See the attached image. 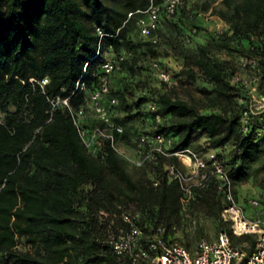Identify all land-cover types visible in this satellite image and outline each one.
<instances>
[{
    "label": "trees",
    "instance_id": "1",
    "mask_svg": "<svg viewBox=\"0 0 264 264\" xmlns=\"http://www.w3.org/2000/svg\"><path fill=\"white\" fill-rule=\"evenodd\" d=\"M116 1L0 0V264H131L128 255L116 254L105 241L109 229H129L123 211L137 213L134 221L144 244L154 239L159 226L166 229L165 239L173 226L187 219L176 181L161 176L157 186L150 185L144 167L130 166L107 143L103 157L91 155L62 100L68 98L78 107L97 88L103 75L100 55L94 57L97 50L109 49L117 56L146 46L154 52L161 42L162 21L173 25L174 38L186 34L183 18L190 17V27H197L194 19L213 0L190 13L186 0L172 14L161 10L155 42L130 37L133 28L139 33L142 14L136 11L144 10L150 0ZM219 1L211 11L227 29L183 51L187 76L202 78L205 104L199 106L194 98L172 90L158 92L154 100L162 120L155 130L172 137L171 151L200 150L197 141L203 138L217 151L237 197L239 183L264 171V132L257 135L262 126L254 115L242 130L247 103L237 98L247 100L249 95L241 83L231 81L233 64L221 52L256 59L255 65L247 64L253 76L257 69L264 71V0ZM92 21L106 32L118 29L117 35L99 38L90 30ZM170 44L176 45L172 40ZM135 61V56H123L120 69L110 75V81L120 80L109 84V96L119 98L111 118L125 126L119 137L130 146L133 116L139 114L144 121L147 116L146 123L153 125L146 111L132 112L147 99L135 98L126 81ZM77 81L83 82V89L76 87ZM257 89L264 95L260 79ZM118 111L125 114L117 117ZM164 160L178 163L174 156ZM149 170L156 176L160 171L157 165ZM223 207L222 193L212 179L206 187L193 189L187 211L214 219L233 245L247 241L243 249L250 252L254 234H234L221 218Z\"/></svg>",
    "mask_w": 264,
    "mask_h": 264
},
{
    "label": "built area",
    "instance_id": "2",
    "mask_svg": "<svg viewBox=\"0 0 264 264\" xmlns=\"http://www.w3.org/2000/svg\"><path fill=\"white\" fill-rule=\"evenodd\" d=\"M181 4L182 0H161L160 3L150 0L144 10L136 11L142 14L139 19L140 35L155 42V31L159 26L160 11L172 14ZM131 13L128 11V16ZM90 30H93L99 38L116 36L118 33V29L115 33L106 32L101 24L95 21L91 22ZM99 55V65L103 75L97 88L85 98V103L73 107L69 104L68 98L62 100V103L68 108L86 150L93 156L103 157V148L107 143L120 158L135 167H144L150 185L157 186L161 176L176 181L181 190V211L185 217L189 216L187 205L193 198V189L195 187H206L212 179L216 180L217 188L222 193L224 200V207L220 213L221 218L229 222L234 234L252 233L255 235L250 252L243 249V245H233L228 233L224 230L219 231L213 239H200L194 250L190 251L176 241L166 242L163 239L166 229L159 226L154 239L144 244L142 242V230L134 221L137 213L123 211L121 215L129 223V229L119 228L116 231L111 229L106 231L105 241L112 247V250L118 255H128L131 264H264V216L246 213L243 205L238 202L233 192L227 169L214 148L206 143L204 149L200 150L185 147L171 151L172 137L155 130L162 117L157 111L158 106L154 99L148 100L147 109L153 125H149L148 128L136 133L132 138L130 148L120 144L119 136L124 132V129L111 118L114 107L119 104V98L109 96V84L110 75L120 69V61L124 55L101 57V53L97 50L94 57ZM245 64L255 65L256 59L245 57ZM152 66L158 70L160 78L163 80L168 79V74L159 68L157 62H153ZM256 72H258V75L254 76V83H257L260 79L264 84V71L260 73L257 69ZM43 82H46V79H43ZM78 84L81 89L84 88L83 82L79 83L77 81L76 87ZM244 84L251 85L247 81H244ZM255 87L254 84L250 88L253 90ZM57 102L58 100L54 104H57ZM258 102L259 109L257 111L253 109L254 104H250L249 108L243 111L241 116L243 131L247 129L251 115L257 113L262 114L263 120L262 129L258 133L264 131L263 94H260ZM89 118H94L96 123L91 127H86L85 121ZM148 118L147 116L144 117L145 121H148ZM171 156L176 157L178 163L164 160ZM150 165L158 166L159 176L154 175V171L149 170ZM258 203L257 199H251L248 202L253 208ZM102 214L108 216V213L102 212ZM172 229L174 230L175 227L173 226Z\"/></svg>",
    "mask_w": 264,
    "mask_h": 264
},
{
    "label": "rangeland",
    "instance_id": "3",
    "mask_svg": "<svg viewBox=\"0 0 264 264\" xmlns=\"http://www.w3.org/2000/svg\"><path fill=\"white\" fill-rule=\"evenodd\" d=\"M123 0H117L116 3L119 4ZM156 3H160V1H155ZM204 1L208 0H186V8L187 11L194 12L200 11V5L204 3ZM219 0H213L211 6L208 7L204 12H199L198 16L194 19L197 27H190L191 23L189 21L190 18H183L182 22L185 23L187 28L186 34L181 33L175 40L174 32L175 30L172 28L173 25L167 22V20L162 21L161 23V36L160 43L153 48L154 52L149 51L148 47L142 46L139 48L137 53H129L123 52L122 54L128 57L135 56V69L129 72V76L126 77V81L130 85V89L134 92L135 98L146 95L147 99L139 105V107L132 108V112L135 113L137 111L147 112L148 109V100L154 99L158 92L161 91H173L177 95L183 98H194L197 100L199 106H203L205 104V100L201 96L200 89L203 85L202 78L196 74L195 78H190L185 73V65L183 58V51L190 50L192 47H195L198 43L206 41V39L210 36L211 33L219 34L222 33L225 29H227L228 24L217 14L212 13L211 7L219 6ZM173 29V30H172ZM130 37L133 38L134 41L141 40L143 41L145 38L140 36L136 28L130 30ZM174 38V39H171ZM175 41L176 45L173 46L171 43ZM222 56L227 57L234 67V75L231 78L233 82H239L241 85L247 89V93L249 95V99H240L237 98L239 103L246 102V109L249 108L250 104L253 105V109L257 111L258 108V99L260 96V91L257 89V83H254V76L248 71L249 66L245 64V55L239 53H230L226 54L225 52H221ZM115 54L112 53L111 50L105 49L101 52V57H114ZM153 62H157L159 68L164 70L168 74V79L163 80L158 76V70L154 69L152 66ZM123 73V72H122ZM121 76V74H120ZM115 80H120V78L115 77L110 83H114ZM244 81L250 82L251 85L244 84ZM255 84V89H251L252 85ZM145 93V94H144ZM125 113L118 111L115 115L117 117H122ZM255 117L263 125L262 114L257 113L254 114ZM114 121V120H113ZM132 126L131 131L133 132L130 137H134L136 132L148 128L147 121H144L141 115H135L130 120ZM115 122V121H114ZM94 118H89L85 121L86 127H91L95 124ZM122 127H125L121 125ZM262 129V128H261ZM264 132V131H263ZM261 132V133H263ZM258 133L257 135H260ZM120 144H123L125 147L130 148L131 146L122 138H120ZM202 146L201 149H204L206 143L204 139L201 138ZM130 166H133L129 164ZM237 192V200L243 205L247 214L264 216V171L259 172L254 177H249L248 179L242 181L236 186ZM251 199H257L258 205L253 208L248 202ZM185 221H182L181 224L176 226L174 232H170L166 235L164 239L166 242H178L188 248L190 251H193L197 242L200 239H213L216 237L219 228L217 222L204 215L203 213H190ZM255 236V235H254ZM241 237L236 236L235 239L239 240ZM247 245V241H243L241 243Z\"/></svg>",
    "mask_w": 264,
    "mask_h": 264
},
{
    "label": "crops",
    "instance_id": "4",
    "mask_svg": "<svg viewBox=\"0 0 264 264\" xmlns=\"http://www.w3.org/2000/svg\"><path fill=\"white\" fill-rule=\"evenodd\" d=\"M197 143H199V144H200V143H201V139H200V140H198V141H197Z\"/></svg>",
    "mask_w": 264,
    "mask_h": 264
}]
</instances>
